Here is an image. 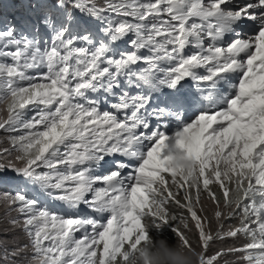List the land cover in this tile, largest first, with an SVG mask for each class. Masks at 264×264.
I'll return each mask as SVG.
<instances>
[{"label":"snow or ice","instance_id":"obj_1","mask_svg":"<svg viewBox=\"0 0 264 264\" xmlns=\"http://www.w3.org/2000/svg\"><path fill=\"white\" fill-rule=\"evenodd\" d=\"M0 131V264H264V0H0Z\"/></svg>","mask_w":264,"mask_h":264},{"label":"clouds","instance_id":"obj_2","mask_svg":"<svg viewBox=\"0 0 264 264\" xmlns=\"http://www.w3.org/2000/svg\"><path fill=\"white\" fill-rule=\"evenodd\" d=\"M112 158L114 160L123 159L118 155ZM171 167L178 172L183 170L187 173L193 167V162L185 157H177L172 161ZM44 199L47 200V198ZM48 202L54 208L64 207L58 201ZM168 207L170 212L177 215L183 212L186 215V212L179 209L175 203L169 204ZM176 222L172 223V227H175ZM77 235L79 236V233ZM150 235L149 239L143 241L134 252H129L128 264H200L199 254L195 248H186L179 240L174 243L168 241L172 235L170 228H164L160 233L153 231Z\"/></svg>","mask_w":264,"mask_h":264},{"label":"rangeland","instance_id":"obj_3","mask_svg":"<svg viewBox=\"0 0 264 264\" xmlns=\"http://www.w3.org/2000/svg\"><path fill=\"white\" fill-rule=\"evenodd\" d=\"M7 134L0 131V147L8 146L7 145ZM205 203V214L209 217L212 216V213L214 212V206L211 204V202L204 200ZM186 215H188L186 213ZM0 216H3V208L0 207ZM178 221V220H177ZM179 224V221L176 222L175 227ZM190 228L191 231L187 232L186 234L189 236L190 240L193 241V247H196L195 241L198 239L196 229L194 228V223L190 222ZM22 237V233H18ZM168 241L170 243H174L175 241H178V238L172 233V235L168 238ZM244 243L243 238L239 240L234 239H227L224 241H217L214 246H212L209 250L207 255H214L217 251H219L221 248L225 247H231L233 245L239 246ZM227 259L229 260L230 264H240V261L235 256H228Z\"/></svg>","mask_w":264,"mask_h":264}]
</instances>
